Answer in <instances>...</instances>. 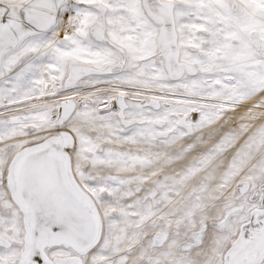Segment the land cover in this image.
Returning a JSON list of instances; mask_svg holds the SVG:
<instances>
[{
	"label": "snow or ice",
	"instance_id": "6c2138e0",
	"mask_svg": "<svg viewBox=\"0 0 264 264\" xmlns=\"http://www.w3.org/2000/svg\"><path fill=\"white\" fill-rule=\"evenodd\" d=\"M0 264H264V0H0Z\"/></svg>",
	"mask_w": 264,
	"mask_h": 264
}]
</instances>
